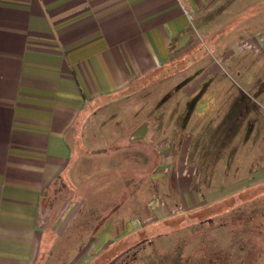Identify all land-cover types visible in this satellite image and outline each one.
Segmentation results:
<instances>
[{
  "label": "crops",
  "instance_id": "1",
  "mask_svg": "<svg viewBox=\"0 0 264 264\" xmlns=\"http://www.w3.org/2000/svg\"><path fill=\"white\" fill-rule=\"evenodd\" d=\"M244 4L245 9L257 4L260 10H241L244 15L237 16L235 9ZM243 30L255 51L264 54V0H0V264H44L47 249L96 187L91 180L86 183L91 187L80 191L82 161L124 155L138 174L139 152L134 150L146 135L148 146L158 152V163H147L144 171L151 181L166 172L175 174L173 192L181 206L162 208L151 201L147 186L141 193L154 214L121 225L106 217L77 260L86 256L84 264L99 263L114 250L146 240L154 228L173 223L177 216L199 214L183 178L187 138H160L154 145L155 132L137 127L126 143L130 151L119 152V146H92L93 122L136 95L146 79L169 68L196 35H205L216 46ZM235 45L233 55L243 54ZM241 64L234 69L244 70L241 76L257 84L262 76L254 70L263 71L264 62ZM263 181L264 167L254 177L255 183ZM104 183L103 178L99 186ZM62 193L67 198L57 210L47 204ZM131 193L132 201L119 203L111 214L126 212L125 207L139 201L140 191L135 197ZM165 228L168 234L174 229ZM116 251L112 261L125 252Z\"/></svg>",
  "mask_w": 264,
  "mask_h": 264
},
{
  "label": "rangeland",
  "instance_id": "2",
  "mask_svg": "<svg viewBox=\"0 0 264 264\" xmlns=\"http://www.w3.org/2000/svg\"><path fill=\"white\" fill-rule=\"evenodd\" d=\"M245 6L234 13L243 16L241 10H260L257 4ZM224 32L219 31V35ZM241 33L231 42L220 41L216 46L205 35H196L183 53L175 55L169 68L146 79L136 95L122 99L105 117L93 122L92 146L112 150L119 146V152L130 151L126 143L128 146L137 127L155 132L151 139L154 145L160 138L172 142L187 138L190 144L183 178L195 199L193 208H201L199 214L188 213L167 222L165 226L174 228L172 233L168 234L164 225L154 228L146 240L133 247L125 245L123 254L114 250L122 254L116 260L112 261L113 251L96 264H264V181L254 182L264 167V144H260L264 139V70H254L262 78L251 85L241 76L244 70L234 69L243 61L256 66L264 62V54L256 52L253 43L245 39L244 30ZM237 42L244 53L233 55ZM251 48L255 52L251 53ZM206 111V115L199 114ZM149 139L147 135L144 141L136 139L140 143L134 150L139 152L138 174L128 165L131 161L121 158L124 155L82 161L80 191L90 186L87 181L92 180L96 187L47 249L44 264H84L86 256L76 257L106 217L117 225L129 218L151 217L152 205L148 206L141 193L147 186L152 202L179 209L181 201L173 192L175 174L166 172L151 181L144 171L147 163H158V152L148 146ZM103 178L107 183L100 187ZM136 191H140L136 204L125 207L126 212L111 214L119 203L128 204L131 192L135 197ZM62 194L49 198L47 204L57 210L67 198V193Z\"/></svg>",
  "mask_w": 264,
  "mask_h": 264
}]
</instances>
